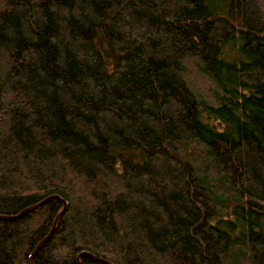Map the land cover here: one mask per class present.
<instances>
[{
    "label": "trees",
    "instance_id": "16d2710c",
    "mask_svg": "<svg viewBox=\"0 0 264 264\" xmlns=\"http://www.w3.org/2000/svg\"><path fill=\"white\" fill-rule=\"evenodd\" d=\"M52 194L0 264H264V0H0V215Z\"/></svg>",
    "mask_w": 264,
    "mask_h": 264
},
{
    "label": "water",
    "instance_id": "95a60500",
    "mask_svg": "<svg viewBox=\"0 0 264 264\" xmlns=\"http://www.w3.org/2000/svg\"><path fill=\"white\" fill-rule=\"evenodd\" d=\"M58 197L57 195L55 194H52V195H48L46 197H44L43 199L37 201L36 203H33L31 205H28L26 207H24L23 209H21L20 211H18L17 213H14V214H6V215H0V219H16L18 217H20L21 215L25 214L26 212H29L33 209H35L37 206L45 203L46 201H48L49 199H52V198H56ZM62 207L61 209L59 210V212L55 215L54 219H53V222H52V225H51V228L49 230V232L47 233V235L41 239L34 247V249L32 250V252L30 253L29 255V261L31 262L32 261V257H33V254L42 246V244H44L48 239L49 237L51 236L52 232H53V229H54V226H55V223L57 221V219L61 216V214L64 212V209L66 207V202L62 199ZM81 255H86L88 257H90L91 259H93L94 261H98V262H103V263H107V264H113L111 263L110 261L106 260V259H103L101 257H97L87 251H80L77 255H76V261H77V264H80L79 262V257Z\"/></svg>",
    "mask_w": 264,
    "mask_h": 264
}]
</instances>
